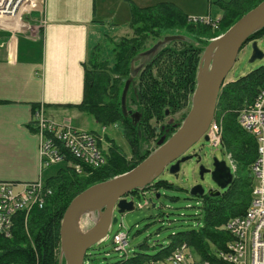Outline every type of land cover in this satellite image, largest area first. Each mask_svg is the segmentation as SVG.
Returning <instances> with one entry per match:
<instances>
[{"label":"trees","instance_id":"1","mask_svg":"<svg viewBox=\"0 0 264 264\" xmlns=\"http://www.w3.org/2000/svg\"><path fill=\"white\" fill-rule=\"evenodd\" d=\"M262 1H217L222 18L215 27L192 22L185 12L172 3L147 8L131 6V34L110 38L111 59L101 57L99 45L93 49L84 64L83 101L79 105H72L93 116L103 128L121 125L130 153L125 154L115 140L107 136L110 146L105 148V165L84 167L79 174L71 159L56 175L46 179L45 183L53 191L52 196L43 209L32 210L28 218L19 216L16 219L11 238L0 236V264H59L61 222L71 201L89 187L131 171L159 147L162 136L168 140L176 132L177 129L168 120L176 116L180 126L186 118L205 48ZM176 33L185 36L186 40L171 42L148 57L145 63H140L141 54L165 36ZM262 38L264 28L254 33L249 42ZM137 65L138 70H134ZM133 73L136 75L127 95L125 115L121 98L125 83ZM263 89L264 66H261L227 83L221 90L215 118L223 119L221 148L231 155L236 167L235 179L220 196L198 198L200 213L194 216L198 223L196 228L177 233L169 245L154 256L125 254L116 263L103 262L89 253L96 251L95 245L86 254L84 264L165 263L183 244L188 246L197 264H221L219 254L227 252L234 241L225 226L230 220L246 215L256 186L252 167L258 157V141L240 126L238 112L254 103ZM166 111L169 115H166ZM134 114H137V119L133 118ZM168 129L170 131L167 133ZM172 187L169 182L158 179L143 191L158 194L160 189ZM132 194L141 198L137 190Z\"/></svg>","mask_w":264,"mask_h":264},{"label":"crops","instance_id":"2","mask_svg":"<svg viewBox=\"0 0 264 264\" xmlns=\"http://www.w3.org/2000/svg\"><path fill=\"white\" fill-rule=\"evenodd\" d=\"M217 1L230 0H44L41 11L25 17V29H1L0 181L40 179L39 137L33 127L40 105L49 119L82 130L73 115L82 112L72 105L83 101L84 64L100 46L106 17L120 16L121 22L129 17L130 24L132 5L160 3L175 4L191 18L201 17L211 15Z\"/></svg>","mask_w":264,"mask_h":264},{"label":"water","instance_id":"3","mask_svg":"<svg viewBox=\"0 0 264 264\" xmlns=\"http://www.w3.org/2000/svg\"><path fill=\"white\" fill-rule=\"evenodd\" d=\"M263 28L264 1L205 48L199 63L197 85L190 111L176 132L168 140L165 136L162 137L158 142L159 147L131 171L91 186L71 201L61 222L59 264L63 261L65 264H84L88 251L101 243L107 237L111 225L117 223L115 211L124 214L134 210V201L127 199L131 192L153 184L167 168L170 174H179L181 164L193 158L181 157L201 140L208 141L205 133L215 117L218 99L227 76L234 67L242 47L254 33ZM184 40L186 38L183 35L165 36L141 56H153L165 45ZM252 48L251 63L264 59V53L259 49L257 41H253ZM135 75L136 73L130 75L122 93L121 104L125 115L127 95ZM128 113L132 114L131 111ZM166 115H169L168 111ZM133 118L137 119V114H134ZM195 157H198L199 162L201 158L197 155ZM205 174H210L218 187L207 193L211 197L220 196L222 191L232 185L235 178L227 162L217 158L213 159L212 170L200 165L201 180ZM190 195L195 198L203 197L205 190L202 185H196L191 188ZM156 197L160 198V194ZM93 214H96L98 219L91 228L84 231L82 219Z\"/></svg>","mask_w":264,"mask_h":264},{"label":"built area","instance_id":"4","mask_svg":"<svg viewBox=\"0 0 264 264\" xmlns=\"http://www.w3.org/2000/svg\"><path fill=\"white\" fill-rule=\"evenodd\" d=\"M44 0H0V28L20 30L23 17L32 11H41ZM193 22L218 26L220 21L211 17L190 18ZM16 24L14 29L11 25ZM240 126L256 137L258 157L252 169L256 178L253 200L243 217L229 221L225 228L230 231L234 241L227 252L219 254L221 264H264V89L254 103L238 112ZM33 127L39 137L40 169L43 172L60 163L69 164L74 160V169L81 174L84 167L98 168L106 163L104 137L79 130L69 125H60L46 116L43 105L34 111ZM206 135L210 146H222L223 131L220 123L213 120ZM232 168L235 165L228 155ZM53 191L42 176L35 182L0 181V236L11 238L16 219L27 218L34 209H43ZM148 192H141L140 197L149 204ZM134 199V197H132ZM143 208V206H139ZM114 249L127 254V235L119 232L113 238ZM170 264H193L190 250L186 244L178 247L167 259ZM204 264H210L208 262Z\"/></svg>","mask_w":264,"mask_h":264},{"label":"rangeland","instance_id":"5","mask_svg":"<svg viewBox=\"0 0 264 264\" xmlns=\"http://www.w3.org/2000/svg\"><path fill=\"white\" fill-rule=\"evenodd\" d=\"M206 4H208V0H206ZM212 8L211 15L206 14L205 16L193 18H205L211 16L213 20H217L222 12L215 3H212ZM106 11L111 13L116 10L109 12L106 9ZM38 15V13H34V16L38 17ZM121 20L123 19H121L120 16L114 17L112 15L110 18L106 17L104 21L105 28L102 29L100 33L99 41L100 48L102 49V52L100 51L102 58L111 59L112 41H110V38L131 34V30L129 29V17L122 22ZM23 22H26L25 18H23ZM115 28H117L116 31H114ZM257 43L259 49L264 53V38L258 40ZM252 44L253 42L251 41L240 51L234 67L227 76L225 85L235 81L239 77L247 75L261 66H264V59L257 60L253 63L250 62L253 52ZM137 69L138 65L134 70ZM73 115H75L74 118L77 119L79 127L82 130H92L99 135L105 133L107 136L115 140L116 144L125 154L128 155L130 153V147L123 135L121 125L107 127L104 132L103 126L98 124L90 114L74 112ZM174 118L178 117L174 116ZM216 119L220 123L223 131V119ZM195 148L197 149V155L201 158L200 165H203L205 168L213 169L214 158H217L218 160H227L226 153H224L223 149L221 147L215 148L210 146L208 141L201 140L195 145ZM196 160L184 163L181 166L179 174L176 176L170 174L167 170L165 171L159 179L169 182L173 187L160 189L158 192L160 198L156 197L158 195L156 192H152L147 197V200L149 201L148 205L145 204L146 199L144 197H135V209L133 211L124 214L115 211L114 217L117 218V223L111 225L107 237L100 244L96 245V251H91L89 253L95 255V258L106 263H116L121 261L124 252L115 251L113 238L117 233L122 232L127 235L128 244L126 250L129 256L138 253L154 256L163 247L169 245L174 235L182 231L196 228L198 223L194 220V216H197L200 213V210L198 209V199L190 195L191 188L196 185H202L207 194L211 189L214 190L217 187L210 174H206L204 180L200 179L199 165H197ZM65 166V163H60L50 168H46L43 172V179L46 180L49 177L56 175L58 170ZM139 206H143V208H139ZM97 219L98 217L96 214L91 216L86 215L81 221L82 229L84 231L88 230L93 226ZM193 260V262L197 261L195 257H193ZM157 264L170 263L162 262Z\"/></svg>","mask_w":264,"mask_h":264},{"label":"flooded vegetation","instance_id":"6","mask_svg":"<svg viewBox=\"0 0 264 264\" xmlns=\"http://www.w3.org/2000/svg\"><path fill=\"white\" fill-rule=\"evenodd\" d=\"M175 35V34H174ZM176 35H181V34H178V33H176ZM168 36V35H167ZM142 57V59H140V63L141 64H143V63H145V61L148 59V57H144V59H143V56H141ZM193 97V96H192ZM191 105H192V99H191ZM191 105H190V108H191ZM190 111V110H189ZM168 123H171L174 127H175V129H178L180 126H179V123L176 121V119L173 117V118H169V120H168ZM182 124V123H181ZM179 126V127H178ZM164 129V128H163ZM170 130L168 129L166 132L168 133ZM162 137H164V136H162ZM161 137V138H162ZM160 138V139H161ZM160 141V140H159ZM197 145V144H196ZM195 155H197V149L195 148V145L187 152V153H185L181 158H183V157H192L193 156V158H191L190 160H188V161H192V160H196L197 161V165H199V167H200V162H201V159H200V161L198 162V157H195ZM198 156V155H197ZM200 158V157H199ZM187 161V162H188ZM186 163V162H185ZM184 164V163H183ZM183 164H181V166L183 165ZM206 169H208V168H206ZM167 171H169V168H167ZM206 175V174H205ZM200 177V176H199ZM201 179V178H200ZM204 180V179H203ZM216 189H218V187H216L214 190H216ZM225 191V190H224ZM205 195H207L206 194V192H205ZM204 195V196H205ZM132 196V194H130L128 197H131ZM197 199L198 198H202V197H196Z\"/></svg>","mask_w":264,"mask_h":264}]
</instances>
